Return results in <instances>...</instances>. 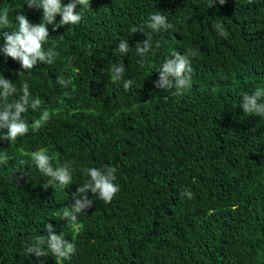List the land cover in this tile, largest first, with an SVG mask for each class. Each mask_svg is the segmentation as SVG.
<instances>
[{
	"label": "trees",
	"instance_id": "1",
	"mask_svg": "<svg viewBox=\"0 0 264 264\" xmlns=\"http://www.w3.org/2000/svg\"><path fill=\"white\" fill-rule=\"evenodd\" d=\"M26 3L0 0L10 20L0 28V48L4 33L18 29L19 12L41 22L42 10ZM213 3L90 0V9L77 6L79 24L55 31L48 25L44 48L55 45L58 53L52 64L25 71L0 53V74L18 88L28 82L32 97L41 98L23 118L31 125L45 109L51 113L38 131L0 139V154L8 157L0 162V264H58L50 252L39 259L25 254V244L47 237L46 224L75 243L64 264L262 262L264 116L243 113L240 105L245 93L264 88V0ZM157 10L172 27L152 33L153 49L142 65L135 45L146 37L130 29L151 31L146 22ZM121 40L128 42L127 54L118 51ZM174 50L196 52L191 87L182 95L155 87ZM121 61L124 79L133 80L127 91L111 79L112 65ZM42 148L54 168L71 162L72 182L64 190L48 185L50 177L35 166L31 153ZM105 166L117 168L120 192L112 202L89 193L92 207L75 225L57 218L90 179L84 169Z\"/></svg>",
	"mask_w": 264,
	"mask_h": 264
},
{
	"label": "clouds",
	"instance_id": "2",
	"mask_svg": "<svg viewBox=\"0 0 264 264\" xmlns=\"http://www.w3.org/2000/svg\"><path fill=\"white\" fill-rule=\"evenodd\" d=\"M220 5L225 0H216ZM28 8H36L42 10V19L40 23H31L27 16L21 11L15 16L18 29L7 31L3 35L5 46L0 48V53L12 60L19 61L20 66L25 71H31L38 64H52L54 57L58 53L54 50L55 45L48 49L44 48L45 43L49 39L48 25H55L53 31L62 25H76L83 19L82 11L79 8L87 7L90 9V0H69L65 5L63 0H27ZM214 6L213 0H208V8ZM60 16L59 24H56V17ZM9 11L4 9L0 11V28L8 26ZM172 25L168 22V17L161 11L149 15L146 28L151 31L145 32L144 28L133 26L130 34L140 32L145 35V39L135 45L138 56L141 57L140 63L143 65L144 56L153 49L152 33H159L161 30L167 31ZM218 34L222 37L227 36L221 24L214 26ZM159 43L155 44L159 48ZM92 45H88L90 49ZM127 40H121L118 44V51L121 54H127L129 51ZM91 55V52L88 53ZM196 55L195 51H190L181 55L176 50L171 53V58L166 59L159 69V79L155 83V87L167 91H172L174 95H182L190 89L192 83V61L190 57ZM126 69L123 62L114 63L111 67V79L122 81L125 91L133 86L132 79H124ZM57 84L66 86L63 78H57ZM41 105V98L32 97L30 92V84L24 82L21 87H17L15 83L4 78L0 74V129H6L7 134H0V139L14 141L18 137L25 136L30 127L38 131L42 123H46L51 116L48 109H45L40 118L34 123H29L23 118V114L29 108L35 110ZM243 113L255 116H264V88H256L252 94L245 93L242 97L240 105ZM35 166L46 176L50 177L48 185L58 184L64 190L72 182V166L71 162H66L58 167H53L52 157L48 154L47 149H40L31 153ZM8 159L6 154H0V162H6ZM23 163V161L21 162ZM88 179L82 186L77 187L76 192L72 195L74 204L65 207L63 210L57 211V218L66 219L69 224L77 223L78 214L92 207L93 200L89 198V193L98 196L105 203H111L115 196L120 192V186L115 183L117 168L115 166H105L103 168H87L84 169ZM45 185V188L48 187ZM183 196L192 197V193L187 189L182 193ZM48 232L47 237L37 236L31 243L25 244V254L34 255L37 259L47 257L50 252L56 257L58 264H64L76 252L74 242L69 241L63 234H55L51 224L45 225ZM47 248L48 251H45ZM43 264V262H41Z\"/></svg>",
	"mask_w": 264,
	"mask_h": 264
},
{
	"label": "water",
	"instance_id": "3",
	"mask_svg": "<svg viewBox=\"0 0 264 264\" xmlns=\"http://www.w3.org/2000/svg\"><path fill=\"white\" fill-rule=\"evenodd\" d=\"M260 264H264V257H263V260H262V262Z\"/></svg>",
	"mask_w": 264,
	"mask_h": 264
}]
</instances>
